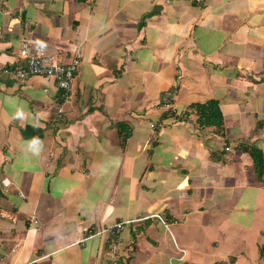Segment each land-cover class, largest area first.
<instances>
[{
  "label": "crops",
  "instance_id": "obj_1",
  "mask_svg": "<svg viewBox=\"0 0 264 264\" xmlns=\"http://www.w3.org/2000/svg\"><path fill=\"white\" fill-rule=\"evenodd\" d=\"M24 41L81 48L67 95L9 72ZM211 99L222 128L190 107ZM249 147L264 0H0L2 264H264Z\"/></svg>",
  "mask_w": 264,
  "mask_h": 264
},
{
  "label": "built area",
  "instance_id": "obj_2",
  "mask_svg": "<svg viewBox=\"0 0 264 264\" xmlns=\"http://www.w3.org/2000/svg\"><path fill=\"white\" fill-rule=\"evenodd\" d=\"M70 51L72 54L70 60H63L55 51L24 41L19 50L21 63L9 69V72L21 80H26L33 76L46 77L54 81L57 87L67 95L82 58L81 48L78 45L71 44ZM88 237H82L79 242L83 243ZM118 250L119 241L117 240L111 244L110 251L115 256ZM3 258V256H0V264H2Z\"/></svg>",
  "mask_w": 264,
  "mask_h": 264
},
{
  "label": "trees",
  "instance_id": "obj_3",
  "mask_svg": "<svg viewBox=\"0 0 264 264\" xmlns=\"http://www.w3.org/2000/svg\"><path fill=\"white\" fill-rule=\"evenodd\" d=\"M190 107L197 114V123L200 127L216 126L222 128L224 124V116L219 106V102L215 99L208 100L204 103H194ZM119 128L123 135V141H126L130 135V131L126 130L125 124L120 123ZM124 130V131H123ZM124 143V142H123ZM255 160V167L258 175L261 177L264 173V155L253 147L247 148ZM264 247L262 248V253Z\"/></svg>",
  "mask_w": 264,
  "mask_h": 264
}]
</instances>
